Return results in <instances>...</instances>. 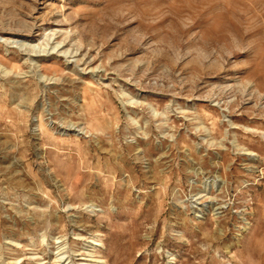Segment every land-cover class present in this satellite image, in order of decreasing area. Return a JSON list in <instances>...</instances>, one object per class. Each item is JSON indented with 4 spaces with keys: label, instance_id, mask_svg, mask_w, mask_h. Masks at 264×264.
Segmentation results:
<instances>
[{
    "label": "rangeland",
    "instance_id": "obj_1",
    "mask_svg": "<svg viewBox=\"0 0 264 264\" xmlns=\"http://www.w3.org/2000/svg\"><path fill=\"white\" fill-rule=\"evenodd\" d=\"M0 264H264V0H0Z\"/></svg>",
    "mask_w": 264,
    "mask_h": 264
},
{
    "label": "bare ground",
    "instance_id": "obj_2",
    "mask_svg": "<svg viewBox=\"0 0 264 264\" xmlns=\"http://www.w3.org/2000/svg\"><path fill=\"white\" fill-rule=\"evenodd\" d=\"M47 44H49V42H47ZM51 49L54 50V48H50V50H51ZM28 51H29L30 53H35V54L39 53V52H37V51H35V50H33V49H32V50H28ZM45 51H46V50L44 49V52H45ZM48 51H49V50H48ZM48 51H47V52H48ZM31 62H33V61H31ZM49 82H50V81H49Z\"/></svg>",
    "mask_w": 264,
    "mask_h": 264
}]
</instances>
